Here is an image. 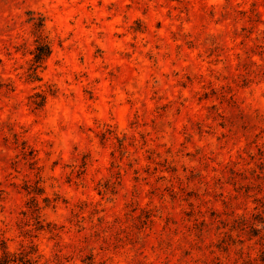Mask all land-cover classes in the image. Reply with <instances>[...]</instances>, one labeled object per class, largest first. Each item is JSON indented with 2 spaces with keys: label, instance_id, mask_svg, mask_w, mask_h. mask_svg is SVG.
<instances>
[{
  "label": "rangeland",
  "instance_id": "obj_1",
  "mask_svg": "<svg viewBox=\"0 0 264 264\" xmlns=\"http://www.w3.org/2000/svg\"><path fill=\"white\" fill-rule=\"evenodd\" d=\"M262 221L264 0H0V255L244 264Z\"/></svg>",
  "mask_w": 264,
  "mask_h": 264
},
{
  "label": "trees",
  "instance_id": "obj_2",
  "mask_svg": "<svg viewBox=\"0 0 264 264\" xmlns=\"http://www.w3.org/2000/svg\"><path fill=\"white\" fill-rule=\"evenodd\" d=\"M31 22L33 23V26L35 27V48L32 51V54L34 56L33 58V68L32 73L30 74V78L32 80L41 81L42 78L38 73V69L42 67V65L46 62V60L50 57L52 54V43L48 39V37L44 33V24L45 20L41 16H32ZM53 94V93H52ZM31 104L34 107L35 110H42L46 106V103L48 101V94L46 91L37 92L31 97ZM47 200H50L47 198ZM36 211H38V218L41 217V207L39 206V203L36 202ZM41 222V220H39ZM264 222V221H262ZM36 252V249L33 248V251L28 252L26 256L24 257H16L13 253H11L7 247H3V254L0 255V264H10L11 262L18 263L22 262L23 264H32L34 262V255ZM244 264H264V250L261 251V255L259 258H254L252 255H248L246 258V262Z\"/></svg>",
  "mask_w": 264,
  "mask_h": 264
}]
</instances>
